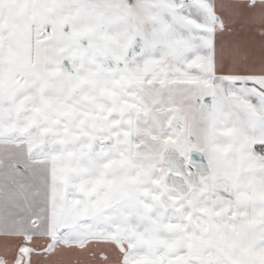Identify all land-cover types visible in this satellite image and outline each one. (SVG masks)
I'll return each instance as SVG.
<instances>
[{
    "label": "snow or ice",
    "instance_id": "obj_1",
    "mask_svg": "<svg viewBox=\"0 0 264 264\" xmlns=\"http://www.w3.org/2000/svg\"><path fill=\"white\" fill-rule=\"evenodd\" d=\"M0 264H264V0H0Z\"/></svg>",
    "mask_w": 264,
    "mask_h": 264
}]
</instances>
